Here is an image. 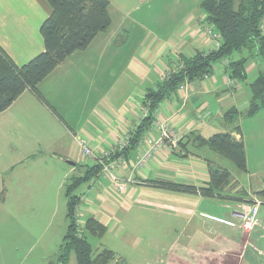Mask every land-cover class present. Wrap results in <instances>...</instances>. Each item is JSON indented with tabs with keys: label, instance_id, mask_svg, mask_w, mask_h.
<instances>
[{
	"label": "crops",
	"instance_id": "1",
	"mask_svg": "<svg viewBox=\"0 0 264 264\" xmlns=\"http://www.w3.org/2000/svg\"><path fill=\"white\" fill-rule=\"evenodd\" d=\"M49 13L45 0H0V47L15 65L21 66L43 51L40 25ZM107 33L102 40L109 39ZM98 35L84 50L67 56L37 85L54 111L26 89L0 113V161L16 148L18 163L26 162L24 167L31 168L27 175L21 169L23 172L15 178L20 203L17 208L21 211L38 208L36 198L42 176L51 173L50 168L44 167L46 164L61 161L60 158L73 160L75 164L65 171L62 180L68 172L82 175L84 167L77 162H82L83 155L77 138L85 139L96 156L113 148L139 123L145 89L154 86L165 68L173 65L181 54L212 47V40L204 32L187 27L183 32L160 38L159 46L154 45L157 37L144 43L141 40L137 46L122 41L116 46L92 43ZM96 46H101L98 53L90 48ZM90 51L96 52L98 63L86 62ZM252 67L249 63L247 69ZM96 70L105 82L103 89L92 98L86 94L88 107L84 109L78 103L76 112L68 118L62 110L70 111L69 106L79 98L85 78L95 75ZM213 72L205 79L186 83L157 108V118L167 123L176 137L178 144L174 148L158 145L150 158L139 163L150 146L143 136L127 157L119 155L120 177L131 176L124 192L115 191L108 179L96 173L77 194L84 197L78 212L82 210L85 219L80 220L83 223L93 217L105 226L102 236L108 234V238L100 248L112 250L115 262L264 264V226L248 232L240 228L245 214L241 203L251 189L264 188V153L260 152L264 147L250 148L241 139L246 161V171L241 172L218 165L217 155L211 156L213 150L194 145L189 137L192 133L206 138L229 131L221 120L226 108L233 105L245 110L248 106V93L245 98L240 94L243 89L230 93L224 86L220 68ZM230 132L240 138V133ZM146 136L157 138L158 131L149 130ZM252 150L258 151L255 160L249 156ZM88 161L98 164L96 158ZM138 164L140 167L136 168ZM210 166L226 168L233 177L219 197H204L198 189L207 186ZM154 180L192 185L195 190L173 191L153 185ZM259 217L264 221L262 207Z\"/></svg>",
	"mask_w": 264,
	"mask_h": 264
},
{
	"label": "trees",
	"instance_id": "2",
	"mask_svg": "<svg viewBox=\"0 0 264 264\" xmlns=\"http://www.w3.org/2000/svg\"><path fill=\"white\" fill-rule=\"evenodd\" d=\"M45 1L50 7V13L40 25L43 51L27 63L17 66L0 47V113L26 89L54 111L38 91L37 85L71 53L84 50L110 23L108 0ZM200 7L205 21L210 24L204 30L209 28L217 35L214 40L217 48L212 46L208 50H194L190 55L181 54L174 63L176 67L171 66L169 71L162 74L163 77L161 75L162 78L155 81L153 87L145 89L141 101L144 114L139 123L129 130L123 148L110 154L109 159H115L119 155L127 157L137 147L155 120V111L160 103L175 96L181 84L205 79L203 76H211L217 68H220L222 75L236 82L235 89L230 90V93L238 90V84L242 82H247L250 93L245 110H238L230 105L223 112V117L229 119L228 122H234L240 115L251 116L264 106V67L255 70L257 66L254 62L258 61L264 66V0H202ZM249 63L253 65V71L247 69ZM254 71L256 75H253ZM224 86L228 87L226 83ZM232 130L240 133L239 125ZM194 134L189 136L194 145L208 146L229 159L238 171H246L243 142L235 139L230 130L216 132L206 138ZM79 166L84 167V173L73 176L64 183L68 225L56 252L57 264H68L71 254L74 255L76 264H121L115 262L116 254L108 248L93 252L88 235H103L106 229L101 222L89 217L83 222L80 233L75 231L74 208L80 202V195L72 194V190L82 182L89 181L100 169L99 164ZM211 167L207 186L200 187L199 190L204 197H219L225 187L231 185L233 177L225 168ZM152 184L173 191L195 190L192 185L169 180H154ZM258 194L263 195L264 190L258 191Z\"/></svg>",
	"mask_w": 264,
	"mask_h": 264
},
{
	"label": "rangeland",
	"instance_id": "3",
	"mask_svg": "<svg viewBox=\"0 0 264 264\" xmlns=\"http://www.w3.org/2000/svg\"><path fill=\"white\" fill-rule=\"evenodd\" d=\"M108 1L110 23L105 31L98 33V37L92 42L94 44H110L111 46H116L122 41L123 44L137 46L141 40L144 43L146 40L153 41V39L157 37L158 39H156L154 43V45L157 46L160 38L168 35L169 33L170 36H172L176 32H183L184 27H187L188 30L206 32L204 27L206 25H210L205 21L204 12L200 7L202 0ZM188 17L191 18L187 20L185 24V20ZM203 19L204 21H202ZM106 33L109 39L102 40V38L106 36ZM90 48H93L98 53V50L101 48V46ZM95 51L89 52L86 62L98 63L97 54ZM254 62L257 66L255 67V70L259 68L263 69V64L259 63L258 61ZM171 66H175V64H170L169 67L165 68L164 72H167V70L169 71ZM250 75L251 74H249V76ZM253 75H256L255 71ZM163 76L164 75H162V77ZM104 85L105 82L103 83L101 81L97 70L95 75L87 76L83 82L82 91L79 98L69 106L70 111L68 108L62 110L64 115H66L68 118L72 117L74 112H76V105L78 103H82L84 109L87 108L88 103L85 101V95L89 93L90 98H92L99 92V90L103 89ZM226 88L229 90L235 89L234 87ZM238 88L243 89L240 94L244 96V98L246 97L247 93L250 95L247 82L238 84ZM207 112L209 113V111ZM221 120H223L222 123L225 125V128L230 130L239 125V140H245L246 144L249 145L250 148H253V146L257 148L264 147V106L251 116H238L234 122L233 120L228 122L229 119L224 118L223 115ZM154 121H156V124L159 121L156 114ZM154 121L150 128L155 126ZM146 134L147 132H145L143 135V139L146 138ZM174 147L175 146L172 148ZM153 150L154 147L149 146L145 150L142 157H140L139 163H142L146 161L147 158H150ZM17 151L18 150L16 148L15 150H11L10 155H5L0 161V264H57L56 252L62 243L68 225L67 200L64 183L77 174L72 175L68 172L62 180V176L65 171L70 170L72 167L71 164H68L65 161L66 158H60L61 161H51V163L46 164L44 167L50 168L51 173L49 176H42L40 194L36 198V204H38V208L33 211H21L17 208L20 203L17 198L18 190L15 178L23 171H25L26 175L31 173V168L28 170L26 167H24L26 166V162L23 164L18 163L20 157L17 155ZM260 152L264 153V149L260 150ZM210 153L211 156H214L215 154L217 155L219 160L216 163L218 165L226 167L227 169L235 168L229 159L217 152L211 151ZM257 154L258 151L252 150V153H249L250 159H257ZM212 158L214 159V157ZM92 159L94 158L82 157V162L77 163L79 165H92L93 163L88 161ZM121 159V156H118V160ZM2 163H5L6 165ZM138 167H140V164L136 166V168ZM215 167L216 166H212L211 168ZM253 167L256 169V166ZM21 169L23 170L22 172ZM98 171L99 173L101 172V166ZM108 181L114 187L115 191L124 192L126 190V188L118 189L119 187L114 181ZM87 182L88 181H84L79 186L74 188L72 190V194H79V192L87 187ZM146 183H148V181H146ZM247 185H249L248 182ZM250 191L262 202L264 194L259 195V189L257 190V188H253ZM3 201L5 202L2 204ZM263 204V202L260 203L258 210L259 216H261V207L263 211ZM79 218H81V220L85 219L82 210L79 213ZM224 222H226V220H224ZM106 238H108V234L105 236L88 235V241L93 249V252H95L97 249H100L101 246L106 245ZM110 240H112V237H110ZM68 264H76L73 254H71Z\"/></svg>",
	"mask_w": 264,
	"mask_h": 264
},
{
	"label": "built area",
	"instance_id": "4",
	"mask_svg": "<svg viewBox=\"0 0 264 264\" xmlns=\"http://www.w3.org/2000/svg\"><path fill=\"white\" fill-rule=\"evenodd\" d=\"M206 35L208 38L212 40V46L214 48H217V43L214 41L217 35L211 31V29L206 28ZM203 78H206V76H203ZM223 81L226 83V85L229 88L235 87V82L233 80H230L226 75H223ZM184 84H181L178 89L184 88ZM145 109L142 108V114H144ZM157 113V110L155 111V114ZM155 126L150 128V130L156 129L158 131L157 138L148 137L144 139V142L149 144L150 146L154 147V150L158 145L161 144H168L171 147L176 145V137L174 133L171 131V128L165 123L164 121H158L156 124V121H154ZM153 124V125H154ZM152 125V126H153ZM126 134L123 138L119 139L116 142V145L109 149L108 151L102 152L99 156H96L93 152V149L89 146L88 142L83 138H77V144L81 148V153L83 157L87 158H96L98 159V164L101 166V172L99 173L100 176L104 178H108V180H112L118 185V189L126 188V183L131 182V176L127 177L126 179H123L119 175L118 168L122 165V160L118 159H109V155L112 154L114 151L119 150L122 148L127 139ZM148 137V138H147ZM153 150V151H154ZM117 166V167H116ZM116 167V168H115ZM112 186V185H111ZM114 188V187H113ZM122 192V191H120ZM83 195L79 196V201L81 202L83 199ZM79 204H77L74 208V224H75V231L76 233H80L82 229V221L79 218ZM261 200L257 198L252 192L249 193L248 198L241 203V209L244 210L245 214L241 221L240 228L244 231H251L257 226H264V221L259 217L258 210L260 206Z\"/></svg>",
	"mask_w": 264,
	"mask_h": 264
},
{
	"label": "water",
	"instance_id": "5",
	"mask_svg": "<svg viewBox=\"0 0 264 264\" xmlns=\"http://www.w3.org/2000/svg\"><path fill=\"white\" fill-rule=\"evenodd\" d=\"M68 164L74 165L75 163L69 160H65ZM121 264H125L124 262H122Z\"/></svg>",
	"mask_w": 264,
	"mask_h": 264
}]
</instances>
